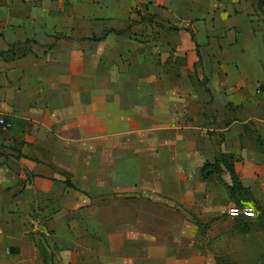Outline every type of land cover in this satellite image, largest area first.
I'll list each match as a JSON object with an SVG mask.
<instances>
[{"label":"crops","instance_id":"1","mask_svg":"<svg viewBox=\"0 0 264 264\" xmlns=\"http://www.w3.org/2000/svg\"><path fill=\"white\" fill-rule=\"evenodd\" d=\"M0 115V264H263L259 0H0Z\"/></svg>","mask_w":264,"mask_h":264},{"label":"rangeland","instance_id":"2","mask_svg":"<svg viewBox=\"0 0 264 264\" xmlns=\"http://www.w3.org/2000/svg\"><path fill=\"white\" fill-rule=\"evenodd\" d=\"M260 5L264 3V0H259ZM262 148V147H261ZM221 179V176H220ZM232 204H251L254 206L255 210V215L250 216V217H235L237 218V225L242 226L243 222L249 225L251 229L260 231L262 230V221L264 220V215H263V205L261 201L253 196V193L250 191L249 187H246V190H241L239 192L234 193V197H232ZM227 209V208H226ZM226 209L221 213V217H227L229 216L228 213L226 212ZM235 229H238L235 227ZM250 229V228H249ZM260 260L264 264V250L260 254Z\"/></svg>","mask_w":264,"mask_h":264},{"label":"trees","instance_id":"3","mask_svg":"<svg viewBox=\"0 0 264 264\" xmlns=\"http://www.w3.org/2000/svg\"><path fill=\"white\" fill-rule=\"evenodd\" d=\"M99 37H101V35H97V36L93 35L92 36V38H99ZM257 140H258V143L264 148V139L261 138L260 136H258ZM232 158H233L232 154H226L224 156L223 153H220L218 156L215 157L214 161L205 162L201 168V171H202V174L204 176H209L214 171L219 172L221 170V166L218 163V161L220 159H223L225 162V166L229 170V172L231 174V178H232V183H230V184H227L225 182L224 183H225L227 189L229 190L230 196L234 197V193L239 192L241 190H246V187L243 186L239 176L237 175V173L234 170ZM218 178H220L219 174H218ZM197 223L202 224V222L200 220H197ZM249 228H250L249 225L246 224L245 222H243L240 230L247 231V230H249Z\"/></svg>","mask_w":264,"mask_h":264},{"label":"built area","instance_id":"4","mask_svg":"<svg viewBox=\"0 0 264 264\" xmlns=\"http://www.w3.org/2000/svg\"><path fill=\"white\" fill-rule=\"evenodd\" d=\"M11 122L6 119L4 116L0 115V126L1 127H8L10 126ZM226 212L229 216L232 217H250L255 215L254 206L251 204H233L227 207Z\"/></svg>","mask_w":264,"mask_h":264}]
</instances>
